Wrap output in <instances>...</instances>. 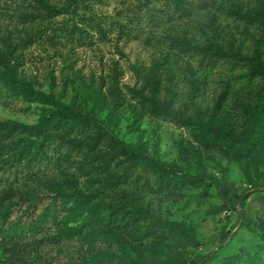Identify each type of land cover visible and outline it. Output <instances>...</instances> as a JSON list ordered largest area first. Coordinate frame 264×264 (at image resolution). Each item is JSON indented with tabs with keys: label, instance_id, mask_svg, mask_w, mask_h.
Segmentation results:
<instances>
[{
	"label": "rangeland",
	"instance_id": "1",
	"mask_svg": "<svg viewBox=\"0 0 264 264\" xmlns=\"http://www.w3.org/2000/svg\"><path fill=\"white\" fill-rule=\"evenodd\" d=\"M0 56V122L91 116L0 133V261L264 264V0H0Z\"/></svg>",
	"mask_w": 264,
	"mask_h": 264
},
{
	"label": "trees",
	"instance_id": "2",
	"mask_svg": "<svg viewBox=\"0 0 264 264\" xmlns=\"http://www.w3.org/2000/svg\"><path fill=\"white\" fill-rule=\"evenodd\" d=\"M198 50L204 56H207V57L218 58V59L227 57L226 53L217 51L211 48H199ZM6 62H7V59L0 56V64H5ZM254 66L257 68L256 64H254ZM3 78L19 86H22L24 84L16 76V65L15 64L11 65V67L3 73ZM48 103L52 105H56L58 108L61 109V112H59V114L51 118L43 120L37 126H25L23 124H20L14 121L0 122V133H3L5 131H9V132L35 131L36 134L40 135L48 128H51L54 131H58L60 127L65 130L68 129L69 131L73 133L75 126L77 128H81L91 120L90 115L88 114L87 115H76L69 108H67L63 104H59L52 98L48 99ZM107 144H108V147L112 151H114L115 154L125 157L127 160H129L130 164L134 167L135 166L143 167V168L156 171V172L157 171H160V172L168 171L163 165L157 162L151 161L141 151L131 146H128L121 141H118L114 138H109ZM256 145H257V137L254 136V134L252 133L250 136H248L245 139L244 142L241 143L239 150L236 152V155L245 157L248 155L249 151L252 150ZM221 187L223 189V195L228 198L230 194V190L227 186L226 181L222 180ZM10 197H12L11 194H5L3 196H0V206L5 205V203H7L10 200ZM246 197H247L246 195L243 197H237V204H239L241 208L243 206V201ZM50 213L51 212H49L48 210L45 216H38L35 224L39 226L41 222H43L48 217V215H50ZM19 229L23 230L24 227L19 228L18 226H13L9 228L8 232L16 235ZM176 230H178L180 233H183L181 229H176ZM5 251H7L8 260L0 261V264H22L18 244H15L11 246L10 248H5Z\"/></svg>",
	"mask_w": 264,
	"mask_h": 264
}]
</instances>
